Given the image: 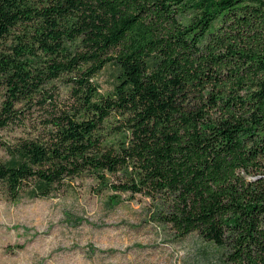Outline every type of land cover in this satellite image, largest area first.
<instances>
[{"label":"trees","instance_id":"obj_1","mask_svg":"<svg viewBox=\"0 0 264 264\" xmlns=\"http://www.w3.org/2000/svg\"><path fill=\"white\" fill-rule=\"evenodd\" d=\"M87 176L264 264V0H0V195Z\"/></svg>","mask_w":264,"mask_h":264},{"label":"rangeland","instance_id":"obj_2","mask_svg":"<svg viewBox=\"0 0 264 264\" xmlns=\"http://www.w3.org/2000/svg\"><path fill=\"white\" fill-rule=\"evenodd\" d=\"M108 68L96 76L102 92L111 88ZM72 187L15 202L0 195V264H229L196 233L177 240L163 231L144 198L110 203L89 176Z\"/></svg>","mask_w":264,"mask_h":264}]
</instances>
